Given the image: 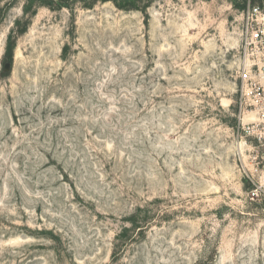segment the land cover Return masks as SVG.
Instances as JSON below:
<instances>
[{
	"label": "rangeland",
	"instance_id": "374dc122",
	"mask_svg": "<svg viewBox=\"0 0 264 264\" xmlns=\"http://www.w3.org/2000/svg\"><path fill=\"white\" fill-rule=\"evenodd\" d=\"M248 5L0 0V264H264Z\"/></svg>",
	"mask_w": 264,
	"mask_h": 264
},
{
	"label": "built area",
	"instance_id": "2783aa9c",
	"mask_svg": "<svg viewBox=\"0 0 264 264\" xmlns=\"http://www.w3.org/2000/svg\"><path fill=\"white\" fill-rule=\"evenodd\" d=\"M240 48L243 59L241 90L244 107L254 115L249 123L241 125L245 136L254 139L264 151V8L248 5L243 12ZM249 192L252 200L264 199V173H258Z\"/></svg>",
	"mask_w": 264,
	"mask_h": 264
},
{
	"label": "trees",
	"instance_id": "16d2710c",
	"mask_svg": "<svg viewBox=\"0 0 264 264\" xmlns=\"http://www.w3.org/2000/svg\"><path fill=\"white\" fill-rule=\"evenodd\" d=\"M15 40L11 33L8 35L5 44V62L12 64L13 50H14Z\"/></svg>",
	"mask_w": 264,
	"mask_h": 264
},
{
	"label": "bare ground",
	"instance_id": "6f19581e",
	"mask_svg": "<svg viewBox=\"0 0 264 264\" xmlns=\"http://www.w3.org/2000/svg\"><path fill=\"white\" fill-rule=\"evenodd\" d=\"M251 116V115H250ZM252 119V118H251ZM254 119V118H253ZM249 120H250V118H249Z\"/></svg>",
	"mask_w": 264,
	"mask_h": 264
}]
</instances>
